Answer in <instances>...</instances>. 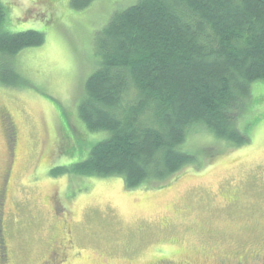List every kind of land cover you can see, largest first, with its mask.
Instances as JSON below:
<instances>
[{
    "label": "rangeland",
    "instance_id": "374dc122",
    "mask_svg": "<svg viewBox=\"0 0 264 264\" xmlns=\"http://www.w3.org/2000/svg\"><path fill=\"white\" fill-rule=\"evenodd\" d=\"M1 1L4 31L46 37L14 57L0 55V70L6 64L25 81L0 82V110L18 132L8 149L0 126V188L11 170L0 205L3 264H45L66 238L58 220L65 215L70 256L80 257L69 264H152L162 255L209 264L214 256L264 255V81L254 83L238 118L242 145L195 126L184 144L195 162L163 183L129 190L120 177L77 176V165L109 138L90 133L78 114L97 67L95 39L115 11L139 0H88L83 8L72 2L85 0ZM58 167L69 171L52 176Z\"/></svg>",
    "mask_w": 264,
    "mask_h": 264
},
{
    "label": "trees",
    "instance_id": "16d2710c",
    "mask_svg": "<svg viewBox=\"0 0 264 264\" xmlns=\"http://www.w3.org/2000/svg\"><path fill=\"white\" fill-rule=\"evenodd\" d=\"M7 13L0 0V55L46 42L39 31H4ZM94 44L97 67L78 114L90 133L109 138L90 150L75 175L120 177L132 190L163 183L195 162L184 149L195 126L237 145L247 141L237 121L254 83L264 81V0H139L115 11ZM0 82L25 84L6 64Z\"/></svg>",
    "mask_w": 264,
    "mask_h": 264
},
{
    "label": "flooded vegetation",
    "instance_id": "af4514ba",
    "mask_svg": "<svg viewBox=\"0 0 264 264\" xmlns=\"http://www.w3.org/2000/svg\"><path fill=\"white\" fill-rule=\"evenodd\" d=\"M0 126L2 128L6 144L8 146H13V142L18 140V132L14 123L4 109L0 110ZM14 157V155H13ZM11 170L8 169L7 173L3 176V189L0 188V198H3L7 183L10 179ZM2 190V191H1ZM2 193V194H1ZM58 218V212L56 213ZM64 218L58 219L61 226L62 233L66 236L62 242L56 243L51 252L49 253L48 260L45 264H69L71 258L79 259L78 253L72 252L70 256V251H72V241H71V224L68 216H63ZM1 223V221H0ZM68 238V239H67ZM1 243V241H0ZM1 247V246H0ZM0 249V264H3V255H1ZM259 262L264 263V255L261 252L249 251L244 252L242 255L239 254L234 258L229 257H212L209 264H258ZM152 264H193L189 260H174L170 256H160Z\"/></svg>",
    "mask_w": 264,
    "mask_h": 264
}]
</instances>
